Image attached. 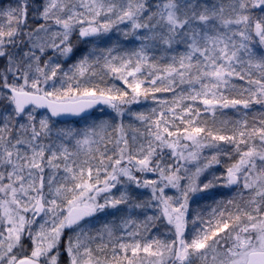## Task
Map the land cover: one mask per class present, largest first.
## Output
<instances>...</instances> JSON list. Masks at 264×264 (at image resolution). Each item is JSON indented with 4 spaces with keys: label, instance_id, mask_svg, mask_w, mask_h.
Listing matches in <instances>:
<instances>
[{
    "label": "snow or ice",
    "instance_id": "6c2138e0",
    "mask_svg": "<svg viewBox=\"0 0 264 264\" xmlns=\"http://www.w3.org/2000/svg\"><path fill=\"white\" fill-rule=\"evenodd\" d=\"M0 264H264V0H0Z\"/></svg>",
    "mask_w": 264,
    "mask_h": 264
}]
</instances>
